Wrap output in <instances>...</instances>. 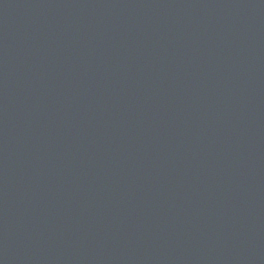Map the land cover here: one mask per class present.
I'll use <instances>...</instances> for the list:
<instances>
[{"label":"water","instance_id":"1","mask_svg":"<svg viewBox=\"0 0 264 264\" xmlns=\"http://www.w3.org/2000/svg\"><path fill=\"white\" fill-rule=\"evenodd\" d=\"M0 264H264V0H0Z\"/></svg>","mask_w":264,"mask_h":264}]
</instances>
